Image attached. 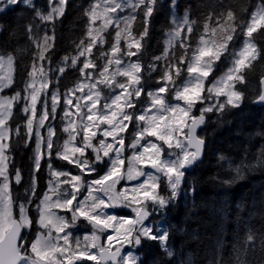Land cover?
<instances>
[{"label": "snow or ice", "instance_id": "snow-or-ice-1", "mask_svg": "<svg viewBox=\"0 0 264 264\" xmlns=\"http://www.w3.org/2000/svg\"><path fill=\"white\" fill-rule=\"evenodd\" d=\"M68 3L69 0H48L49 10L45 14L35 9L33 0H0V13L23 6L54 29ZM156 3L157 0H94L85 9L86 40L81 39L77 55L65 56L64 67L58 69L63 74L66 67L76 68L80 57H85L78 69L84 79L78 80L63 97L61 119L66 138L62 144L53 140L55 127L45 123L49 118L55 119L60 94L58 90L51 93L49 108L50 80L43 64L37 63L50 59L46 54L53 47L55 36L45 34L38 39L33 24L25 25L37 52L24 82L23 95L13 88L15 57L0 55V92L9 88L14 91L10 96L0 95V264H144L139 255L124 249H140L150 242L158 244L167 256H173L168 244L170 232L150 217L162 213L178 197L185 170L201 158L205 140L197 130L205 123L207 114L239 108L243 103L244 93L237 85L246 83L247 71L264 56L254 36L258 33L264 38V0H258L247 20H238L232 10L209 13L202 30L195 28L196 21L189 18L187 9L182 17L174 15L164 52L155 57L166 62L157 81L160 86L146 91L140 74L142 64L139 60L125 62L124 56H138L141 52ZM171 6L176 7V0H171ZM141 7L144 27L137 34L133 24ZM126 9L131 11L121 16ZM109 28L114 30V42L105 51V33ZM194 32L197 35L193 36ZM238 35L244 37L241 46L230 49ZM97 44V57L105 63L93 78L85 70L98 67L95 58H88ZM177 49L182 51L177 54ZM222 57L228 59V66L219 76H213ZM149 67L155 70V65ZM260 83L261 91L253 102L264 104V79ZM117 89L120 91L116 92ZM77 92L81 95L76 96ZM142 94L146 99L140 101ZM21 101L26 116L25 142L35 136L34 170L38 172L41 161L47 157L50 179L47 190L37 197L33 178L28 199L17 202L9 173L10 144L6 141L12 131L8 121ZM130 125L132 139L126 145L124 133ZM41 128H46V138L41 135ZM19 134L17 126L16 135ZM54 145L55 158L73 165L78 173L53 166ZM128 149L131 155L125 156ZM260 152L259 162L264 163V148ZM97 164L104 165L102 173ZM236 171L240 173L239 168ZM14 180L21 182L19 170ZM124 180L140 182L118 189ZM162 184L168 189L167 196L161 194ZM118 208L130 209L133 216L114 214ZM81 221L91 227V232L74 236L70 230ZM102 237L106 242H102ZM254 239L249 231L247 242Z\"/></svg>", "mask_w": 264, "mask_h": 264}, {"label": "trees", "instance_id": "trees-1", "mask_svg": "<svg viewBox=\"0 0 264 264\" xmlns=\"http://www.w3.org/2000/svg\"><path fill=\"white\" fill-rule=\"evenodd\" d=\"M92 2L94 0H69L64 16L55 21L54 29L52 24L45 23L44 33L39 31L37 26L42 24L31 9L18 6L15 10L0 13V54L15 57V90L23 95L24 82L37 52L25 29L29 23L33 24L36 38L41 39L45 34L55 36L53 47L46 54L50 59L37 61L47 70L49 91L58 90L61 98L67 89L74 87L80 79L78 69L81 62L76 68L66 67L63 74L58 69L64 67L65 56L77 55V45L86 38L87 17L84 12ZM257 3L258 0H176L173 8L168 0H157L149 19L148 35L136 56L142 64L140 74L145 90L156 88L159 84L155 82L164 71L166 62L155 60V57L164 52V39L172 26V14L180 17L187 9L189 18L196 21L195 28L202 30L209 13L217 15L232 10L238 20H247ZM38 4L41 6L38 1L34 6ZM135 15L133 31L138 34L144 27L143 7ZM112 32L110 28L108 33L112 35ZM108 33H105L108 40L103 45L105 51L111 43ZM195 35L196 32L193 33ZM254 36L258 46L264 50V38L258 33ZM237 40L231 42L230 49ZM99 49L100 45L94 47L90 57L96 59V69L102 61L97 57ZM180 51L177 49V54ZM68 63L70 65V61ZM150 65H155V70ZM225 65L223 57L213 76H217ZM262 76L264 56L247 71L246 83L237 85L244 93L241 106L207 114L199 132L205 140L202 159L188 172L178 197L162 213L152 217V221L159 222L170 232L168 244L174 254L169 257L155 242L146 243L136 250L144 264H264V163L259 162L260 150L264 148V106L253 104L259 94L258 80ZM13 88L6 89L3 94H14ZM143 100L142 94L140 101ZM22 103L16 105L8 121L12 130L8 141L10 178L13 179L16 170L21 175V182L17 184L12 180L11 185L17 202L28 199L33 178L36 196L40 197L47 178L43 164L38 172L34 170V145L31 141L25 142L26 116L22 114ZM17 126L19 135H16ZM237 168L240 169L239 174ZM163 189L162 184L161 192ZM249 231L255 237L251 243L247 242Z\"/></svg>", "mask_w": 264, "mask_h": 264}, {"label": "rangeland", "instance_id": "rangeland-1", "mask_svg": "<svg viewBox=\"0 0 264 264\" xmlns=\"http://www.w3.org/2000/svg\"><path fill=\"white\" fill-rule=\"evenodd\" d=\"M36 1H38V3L40 2L41 3V6H39V4L38 5H36L35 6V8L37 9H39L41 12H43V13H47L48 12V0H33V4L36 2ZM168 2H170V7H171V0H168ZM131 10L130 9H126L124 12H122V13H120V15L121 16H124V15H128L129 14V12H130ZM171 13H174V9H171ZM174 16V14H172L171 15V20H172V17ZM180 17H182V16H180ZM177 18H179V17H177ZM39 19V18H38ZM40 21V20H39ZM40 24H42V25H38V29H39V31L40 32H42V33H44L45 31H46V28H45V23H43V22H41L40 21ZM173 27V25L171 26V28ZM110 29V28H109ZM169 32V31H168ZM167 32V33H168ZM114 30H113V32H112V35H111V42H114L113 41V37H114ZM167 34H166V38H165V41L167 40ZM236 39H238L233 45H234V47H236V48H239L240 46H241V43H242V41H243V39H244V37L243 36H241V35H238L237 36V38ZM236 39H234V40H236ZM85 40H86V38H85ZM233 40V41H234ZM97 45H99V44H97ZM121 47H124V41L122 40L121 41ZM109 49V48H108ZM133 51H135V49H133ZM1 55V54H0ZM89 59H91L90 57H88ZM223 58V57H222ZM221 58V59H222ZM85 59V57H80V68L82 67V62H83V60ZM124 60H125V62H128V61H133V62H135L137 59H136V56H133V57H127V56H124ZM224 60H225V63H226V65L223 67V69L219 72V74L217 75V76H219L220 74H221V72L224 70V69H226L227 68V66H228V59L226 58V57H224ZM105 63V61H104V59H102V61H101V65H103ZM44 67V66H43ZM114 67V66H113ZM44 69H45V71L47 72V70H46V68L44 67ZM86 72H90V73H92V75H93V78H95L98 74H99V71H101V68L99 67V69H91V68H89V69H87V70H85ZM48 74V73H47ZM84 79V77L83 76H81V74H80V79L79 80H83ZM117 79H124L123 77H117ZM211 79H212V77H211ZM143 83V82H142ZM149 84H153L152 82H148ZM155 83H157V82H155ZM76 85V84H75ZM74 85V86H75ZM160 85H158L156 88H158ZM100 87L101 88H103V85H100ZM73 88V87H72ZM69 89H71V88H69ZM69 89H67L64 93H63V95H62V97L60 98V101H59V104H58V107H57V112H56V117H55V119H52V118H49L45 123H46V125H53L54 126V124L56 125V127H55V130H56V136H54L53 137V140L55 141V143L58 145V144H62L63 143V140L66 138V134L62 131V128H63V124H64V121L61 119L62 118V116H63V108H64V99H63V97H64V94L69 90ZM148 88H146V90H147ZM152 89H155V88H152ZM6 90V89H5ZM4 90V91H5ZM3 91V92H4ZM54 91H56V90H52V91H49V87H48V89H47V93H48V97H49V99H48V104H49V108H50V106H51V93L52 92H54ZM85 91H86V89H85ZM120 90L119 89H117L116 90V92H119ZM3 92H0V95H3ZM104 92L106 93V94H108V89H106V88H104ZM6 95H8V94H6ZM11 95H13V94H11ZM81 95V93L80 92H77L76 93V96H80ZM10 96V95H9ZM74 99V103H75V97L73 98ZM146 99V97H145V95H144V100ZM221 100H223L224 98L223 97H221L220 98ZM85 101H81V103H84ZM24 103V102H23ZM23 103H22V107H23ZM205 103L207 104V103H211V101H205ZM38 107V110L40 109V105H38L37 106ZM197 107V109H199L200 107H201V105H197L196 106ZM73 111H75V109L73 108L72 109ZM215 112V111H214ZM22 114H24L23 113V111H22ZM197 114H198V112H197ZM38 115H39V111H38ZM55 121H60V122H58V123H55ZM25 124H26V121H25ZM133 132V131H132ZM132 132L131 133H129V135L127 136L125 133H124V135H125V137H126V139H125V144L126 145H128L130 142H131V139H132V136H131V134H132ZM40 133H41V135L42 136H44L45 138L47 137V130H46V128H41L40 129ZM11 134V133H10ZM79 139V138H78ZM110 139V138H109ZM149 140H154V138H152V137H149L148 138ZM7 143H8V141H6ZM31 142H33V145H34V148H35V136H33L32 137V140H31ZM158 143V142H157ZM88 155L91 157V152H90V150H89V153H88ZM129 155H131V150L130 149H128L126 152H125V156H129ZM107 158H105V160H106ZM52 163H53V166L56 164V166H54L55 168H57V169H65V170H70L72 173H78V169L77 168H75L73 165H69V164H67V162L66 161H61V160H58V159H56L55 158V145H54V150H53V157H52ZM60 163H63V164H60ZM41 164H43V166L45 167V172H46V186H45V190H44V192L47 190V188H48V182H49V179H50V176H49V171H48V166H47V157H45V159L44 160H42L41 161ZM58 164V165H57ZM126 166V165H125ZM96 167L101 171V173H102V171H103V169H104V165L103 164H97L96 165ZM150 169H145V171H149ZM87 178V177H86ZM141 180L143 179V177L142 178H140ZM14 182H15V180H14V177H13V179H12ZM140 181L139 180H132V181H127V180H124V181H121V185H118L117 187H118V189H120V188H122V187H128V188H131V187H133V186H135L137 183H139ZM33 183V182H32ZM32 183H31V185H32ZM183 184V183H182ZM181 184V185H182ZM31 185H30V187H31ZM165 186V185H164ZM168 189H167V187L165 186V191L163 192V193H161V194H163L164 195V193L167 191ZM169 194V193H168ZM32 209H33V211H34V207H32ZM110 212L112 211V210H109ZM60 214H64V213H60ZM114 214H117V215H124V216H128V217H132L133 216V213L131 212V210L130 209H127V208H118V209H116L115 211H114ZM157 214H159V213H155L152 217H155ZM152 217H150V220H152ZM159 223V222H158ZM160 224V223H159ZM33 230H35V228L33 229ZM71 232H72V234L74 235V236H79V237H82L83 235H85V234H88V233H90L91 232V227L89 226V225H87L85 222H83V221H81V222H79L78 224H77V226L75 227V228H72L71 230H70ZM34 232V231H33ZM102 242H106L105 241V239H104V237H102ZM136 250L137 249H135V248H131V247H125V249H124V251L125 252H128V251H132L133 252V254L134 255H137V253H136ZM84 264H91V262H84Z\"/></svg>", "mask_w": 264, "mask_h": 264}, {"label": "flooded vegetation", "instance_id": "flooded-vegetation-1", "mask_svg": "<svg viewBox=\"0 0 264 264\" xmlns=\"http://www.w3.org/2000/svg\"><path fill=\"white\" fill-rule=\"evenodd\" d=\"M203 126H204V124L202 125V128H203ZM202 128L198 131V133L202 130ZM133 131V125H130L129 126V128L127 129V131H126V135L128 136L129 135V133H131ZM196 163V162H195ZM194 163V164H195ZM194 164H193V166H194ZM193 166H192V168H193ZM190 171V170H189ZM189 171H186L185 170V176H184V180H183V184L181 185V188L184 186V184H185V181H186V177H187V174H188V172ZM45 190V189H44ZM165 191V186H164V189H163V191L161 192V193H163ZM43 193H44V191H43ZM164 195L165 196H167L168 195V190L164 193ZM34 215V214H33ZM34 231V230H33ZM29 239H31V234H30V236H29Z\"/></svg>", "mask_w": 264, "mask_h": 264}, {"label": "water", "instance_id": "water-1", "mask_svg": "<svg viewBox=\"0 0 264 264\" xmlns=\"http://www.w3.org/2000/svg\"><path fill=\"white\" fill-rule=\"evenodd\" d=\"M261 79H264V76H262V77H260V79L258 80V84H259V93H260V91H261ZM254 101V100H253ZM253 104L255 105V106H258V107H260V106H264V104H258V103H254L253 102ZM202 128V126L197 130V132L200 130ZM204 152V151H203ZM202 156H203V154H202ZM202 156H201V158L199 159V160H197L196 162H199L201 159H202ZM193 166V165H192ZM192 166L190 167V168H188V169H186V171H189V170H191V168H192Z\"/></svg>", "mask_w": 264, "mask_h": 264}]
</instances>
